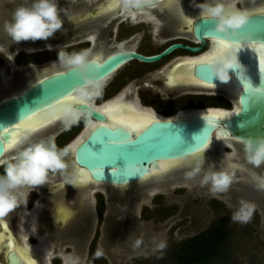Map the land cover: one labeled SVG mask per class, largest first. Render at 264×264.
<instances>
[{
  "label": "flooded vegetation",
  "instance_id": "obj_1",
  "mask_svg": "<svg viewBox=\"0 0 264 264\" xmlns=\"http://www.w3.org/2000/svg\"><path fill=\"white\" fill-rule=\"evenodd\" d=\"M112 1L57 0L62 20L59 30L47 39L14 42L5 31L4 24L11 22L17 7L31 6L34 0H0V47L14 57L10 61L5 52H0V100L4 99L3 94L18 91L23 84L31 82L34 74L31 79L22 81V76L28 72L47 67H51L52 71L60 69L63 64L59 59L61 51L72 55L89 50L87 60L102 61L119 51L156 54L172 43L181 42L202 46V49L191 51L178 48L153 62L137 57L123 62L108 77L96 82L99 83L100 94L91 97L95 98L92 106L98 108L116 101L118 119L129 116L136 120L142 119L144 123L132 126L117 120L114 125L110 122V112L98 109L106 114L107 123L128 127L131 132L144 128L156 117H190L195 114L192 110L209 107L232 109L231 98L221 90L201 84L195 75V63H189L200 60L199 57L213 50L216 45V41L211 38L202 43L191 30L194 20L201 13L197 17L181 15V0H157L153 6L139 9L133 8L127 0H120L117 7L109 8ZM216 1L220 0H182L187 9L195 8L196 5L199 8L205 4L213 6ZM7 78L13 79V82L8 83ZM96 83L84 88L91 91L89 87ZM67 103L72 106V112L80 113L76 122H71L69 113H62L63 116H58L30 134L25 143L13 146L11 150L8 147L6 155L14 156L4 161L12 160L19 151L31 144L54 139L58 149L68 147L69 152L64 160L69 167L70 147L74 148L75 143L80 142H76V139L85 137L90 129L101 122L75 108L76 102L70 98ZM130 108L133 111H128ZM72 143L74 145L71 146ZM230 145L225 146L226 150L239 155L235 157L236 161L250 164L242 148ZM5 167L6 164L0 165V176L5 175ZM67 168L50 172L48 181L30 191L27 188L14 190L17 194L27 192V197L24 200L18 195V206L8 216L0 218V264H33L27 263L25 256L34 258L37 264H84L88 260L149 264L161 262V257H169L171 264H177L173 255L176 249L187 239L208 229L217 219L229 216L222 215L201 232L168 246L163 241V224L153 223L154 220H164L174 214L175 209L158 206L161 203L159 197H162L159 195H164L165 188L155 193L150 192L154 188L152 186L159 184L136 188L131 184L98 186L93 183L87 188L78 176L73 177L71 172H65ZM59 183L64 186L56 188ZM228 191L233 192L235 200L239 196H248L244 195L242 189L229 187L225 192ZM152 202L156 204L154 208L150 206ZM161 242L166 245L163 249L159 248ZM155 252H159L158 255Z\"/></svg>",
  "mask_w": 264,
  "mask_h": 264
},
{
  "label": "water",
  "instance_id": "obj_2",
  "mask_svg": "<svg viewBox=\"0 0 264 264\" xmlns=\"http://www.w3.org/2000/svg\"><path fill=\"white\" fill-rule=\"evenodd\" d=\"M127 1L131 2L135 9L153 6L157 2V0ZM245 2L243 8H251L262 3V1L248 2L249 4ZM218 23V18L202 15L194 20L191 30L202 43L207 38H211L217 41L224 40L234 45L264 46V11L249 13L246 23L235 31L232 29H228L226 32L220 31L217 28ZM178 48L199 51L202 46L175 42L167 46L162 52L151 55L136 51H119L102 61L88 60V67L83 71L61 67L43 75L34 76L32 82L25 84L19 93L0 100V160L5 157L12 134L18 130L22 121L54 106L84 87L105 79L120 64L131 58L137 57L146 62H153ZM262 48L263 51L259 55L261 59L264 58V47ZM232 52L236 57L238 66L229 70L227 81L219 79L215 73L216 66L213 64L209 66L208 76H204L199 70L201 65L195 64V75L201 84L210 85L218 91L221 90L220 86L225 84L232 87L233 90L226 94L231 98L233 106L234 104L238 105V109L229 116L204 112L207 109L229 110V108L209 107L194 110L199 112L190 117L156 118L144 128L131 132L126 127H116L107 123L106 114L91 104L87 102L74 103L75 108L93 116L101 123L88 131L84 139L75 146L73 154L70 152L71 165L65 172H72L76 163L77 167L92 179L87 188L93 183L127 186L136 182L141 185L136 186L135 184L133 186L140 188L144 185L158 184L156 178H150L147 175L152 174L153 170H159L160 161L188 158L205 149L219 155V158H224L226 156L220 150V145L224 140L229 141L234 148H242L243 153H245L242 141L248 138L256 140L258 137H264V62L257 59L246 47L240 46L238 49L233 47ZM115 60L120 62L105 74L104 67L113 64ZM246 84L254 90L251 95L246 91ZM241 124L244 127H241ZM207 133V140L197 151L196 147L200 146V143L196 138L203 137ZM216 133H219L222 139L214 140L213 137ZM111 139H126L129 143L123 144L120 148H113L108 145ZM101 145H105V149L100 154L99 159L90 157L89 153L99 150ZM211 145L212 147L209 148ZM116 153L122 154L128 160V171H121L124 166L122 159L112 160ZM232 159V166L236 167L230 170L223 169L221 166H216L217 163H213L211 166H199V172H195L197 167H194L191 172H195L193 177L219 170L233 173L244 172L248 177V181L241 183L244 195L257 198L264 206V191L257 190L254 179L257 176H264V163L257 168L246 161L241 162L236 161L235 158ZM132 165H134L135 171H131ZM98 168L102 169L97 171ZM113 168L115 171L112 170ZM79 174L82 175L83 173L79 172ZM70 175L74 177L73 173ZM182 176L184 177V174ZM61 186L64 184L59 183L56 188Z\"/></svg>",
  "mask_w": 264,
  "mask_h": 264
},
{
  "label": "clouds",
  "instance_id": "obj_3",
  "mask_svg": "<svg viewBox=\"0 0 264 264\" xmlns=\"http://www.w3.org/2000/svg\"><path fill=\"white\" fill-rule=\"evenodd\" d=\"M202 14L219 19L218 30L235 31L244 25L249 17L246 10H233L225 14V7L221 3L215 6L202 5ZM62 26V20L59 15L57 0H34L31 6L21 5L17 7L13 14L11 22H5L4 29L14 42L26 40L47 39ZM220 43V42H218ZM0 52H5L7 59H14L12 54L6 52L0 47ZM89 50L80 53L66 55L63 51L59 53L60 61L69 68L76 70H85L88 67L87 57ZM215 67V73L221 81L229 79V70L238 66L234 54L229 53L221 59H216L212 63ZM92 83V82H89ZM95 90L89 91L84 88L81 96L91 98L100 93L99 83L94 86ZM71 116V122L79 119L80 113L72 112L71 109L65 110ZM241 127H244L241 124ZM247 160L255 167H260L264 163V137H258L256 140L248 138L242 141ZM68 147L58 149L54 139L48 142L40 141L34 143L19 151L10 161L0 160V164H6L5 175L0 176V218L8 216L19 204L18 195L26 200L27 192L21 191L18 194L16 189L27 188L29 191L39 185H43L49 179V173L64 170L68 167L64 157L68 154ZM199 166L195 172H199ZM195 172L188 173L189 176L195 175ZM234 173L226 171L209 172L203 177V184H210L212 194L225 192L233 183ZM258 191H264V176L254 177ZM254 205L241 201L240 208L233 214V220L240 223H247L251 219ZM161 242L160 249L165 247Z\"/></svg>",
  "mask_w": 264,
  "mask_h": 264
},
{
  "label": "rangeland",
  "instance_id": "obj_4",
  "mask_svg": "<svg viewBox=\"0 0 264 264\" xmlns=\"http://www.w3.org/2000/svg\"><path fill=\"white\" fill-rule=\"evenodd\" d=\"M256 1L259 0H255L254 2L253 0H247L246 2L255 3ZM261 1L264 3V0ZM220 3H223V1ZM243 4V0H237L239 8H243ZM200 8L202 9V7ZM144 18L150 19L151 17L144 16ZM7 79L9 83L13 81L11 78ZM226 153L232 158L239 157L235 152L227 151ZM191 171L175 172L179 175L177 178H171L174 179L171 182H169L170 178L166 179L167 182L164 179L160 183L158 182L159 185H153L152 187L154 188L150 191L151 193H155V190L157 192L165 188L163 190L164 195H159L162 197H159L161 198V203L158 206L159 208L162 206L169 209L172 208V210L175 209L173 211L174 214L169 215L166 219L153 221V223L163 224V241L166 245H176L183 239L201 232L220 216L229 215L231 217V233L226 245L227 257L216 264H264V206L257 198L252 196H245L244 198L239 196V199L235 200L232 191L218 192L213 195L211 185L202 183L203 177L206 174L198 177L185 174ZM226 172L233 173L230 171ZM183 174L184 177L182 176ZM234 174L233 183L230 187L232 189H242L241 183L248 181L247 174L244 172H235ZM180 177L183 178L179 179ZM162 183L166 184L164 185L165 187L162 186ZM241 201H247L254 205L251 219L247 223H240L234 221L232 218L233 214L240 208ZM150 206L154 208L156 204L152 202ZM158 253L155 252L154 254L158 255ZM161 259H163L161 262H151L149 264H171L169 257H161ZM84 264L116 263L88 260Z\"/></svg>",
  "mask_w": 264,
  "mask_h": 264
},
{
  "label": "bare ground",
  "instance_id": "obj_5",
  "mask_svg": "<svg viewBox=\"0 0 264 264\" xmlns=\"http://www.w3.org/2000/svg\"><path fill=\"white\" fill-rule=\"evenodd\" d=\"M177 2L179 1V0H176ZM223 0H220V1H216V4L217 3H220V2H222ZM225 1H227V0H224L223 1V3H221V4H223L224 5V7H225V14H228V13H230L231 11H233V10H246V11H248L249 13H251V12H253V11H264V3L262 2L261 4H259V6H254V7H251V8H239L238 6H237V0H231L230 2H226L225 3ZM229 1V0H228ZM120 2V0H113L112 1V3H110L111 5L109 6V8L111 7V8H115V7H117L118 6V3ZM164 2V1H163ZM166 2V1H165ZM176 2V3H177ZM205 4V3H204ZM216 4H212L213 6H215ZM206 5V4H205ZM202 6V5H201ZM200 6V7H201ZM164 7V6H163ZM192 7V6H191ZM129 10H130V8H128ZM180 10H179V12L181 13V15L182 14H184V15H189V17H193V16H191V15H194V16H198L200 13V16H202L203 14H202V11H203V9H201V8H199V6H195V8H186V6L184 5V3L182 2V0H181V2H180V8H179ZM131 12V11H130ZM169 12V11H168ZM111 13V12H110ZM191 19V18H190ZM186 21V20H185ZM184 22V21H183ZM186 22H188V21H186ZM185 22V23H186ZM188 24H190L189 22H188ZM184 25V24H183ZM191 32V31H190ZM216 41V45L214 46V49L213 50H210V52H208L207 54L205 53V54H203L201 57H199L200 58V60H201V58H204V57H208V56H213V54H216V53H218L219 51H220V49H221V45H220V43H218V42H220V41H217V40H215ZM230 45H234V44H231V43H229ZM236 45V44H235ZM240 46H242V47H246V48H248L249 49V51L257 58V59H259V60H261V61H263L264 62V58L263 59H261L260 58V56L259 55H261V53H262V51H263V48L261 47V46H259V45H240ZM212 49V48H211ZM232 49H233V47L232 48H229V49H227V50H225L224 51V53H223V55H224V57L226 56V55H228L229 53H233L232 52ZM209 51V50H208ZM214 60H216V59H214ZM190 63V62H189ZM60 65V64H59ZM58 65V66H59ZM62 67L64 66L63 64L61 65ZM188 69H190V68H188ZM48 71H52L51 70V67H47V68H41V69H38V70H33V71H30V72H28L27 74H25V75H23L22 77H23V79H22V81L24 80V79H26L27 80V78H30L31 79V76L34 74L36 77L37 76H40V75H43V74H45V73H47ZM36 73V74H35ZM32 77H34V76H32ZM10 79V78H9ZM34 79V78H33ZM4 80V79H3ZM28 81H30V80H28ZM27 81V82H28ZM8 82V81H7ZM13 82V81H12ZM32 82V81H31ZM31 82H29V83H31ZM9 83V82H8ZM12 85V84H11ZM1 86V85H0ZM23 86H24V84H23ZM94 86L95 85H92L91 87H89V89L91 90V91H93V90H95V88H94ZM220 88H221V91L220 92H222V93H224V94H226V93H228V92H231L233 89H232V87H230L228 84H225V85H222V86H220ZM14 90V89H13ZM22 90V88L20 89V90H18V91H14V92H12V93H7V94H3V98H7V97H9V96H11V95H14V94H17V93H19L20 91ZM80 92V91H79ZM79 92H77V93H75L74 95H71V96H69V97H67V98H65V99H63L62 101H60L59 103H57V104H55L54 106H52V107H49L48 109H46V110H44V111H42V112H40V113H37L36 115H34L33 117H31V118H29V119H27V120H25V121H22L20 124H19V128H18V130L16 131V132H14V135L12 136V140H11V142L9 143V146L7 145V147H9V149L11 150V148L13 147V146H17V145H19L20 143H25V141L27 140V138L30 136V134H32L33 132H35L36 130H38L39 128H41V127H43V126H45V125H48V123H50L52 120L54 121L55 120V118H57L58 116H60V115H62L63 116V114L62 113H66L67 114V112L65 111L66 109H71V110H73V108H72V106L71 105H68V103H67V101H69V98H75V100H71L72 102H76V101H86V102H90L91 103V105H94V99L95 98H90V99H88V98H85V97H83V96H81V94H78ZM227 96H229L228 94H226ZM137 105V104H136ZM118 106V105H117ZM116 101L115 102H113L112 104H108V105H103L102 107H98L99 109H101V110H104V111H106L107 112V110L110 112V115H109V117H110V122L112 123V124H116V121L118 120V121H123V123H125V124H127V125H129V124H131L132 126H135V125H142L143 123H144V121L142 120V119H135V118H130L129 116H126L125 118H120V119H113V117H116ZM123 106V105H122ZM130 109H132V108H130ZM238 109V105H236V104H234V106L232 107V109H230L229 108V110H223V109H207V110H204V112H211V113H215V114H218V115H223V116H229V115H231L233 112H235L236 110ZM124 110H126V109H124ZM123 110V111H124ZM129 111V110H128ZM185 111V110H184ZM187 111V110H186ZM194 111V110H193ZM76 112V111H75ZM125 112V111H124ZM195 113H198L199 111H194ZM202 112V111H201ZM128 113V112H127ZM138 113V112H137ZM191 113V112H190ZM153 114V113H152ZM68 115V114H67ZM184 115H185V113H184ZM175 116V115H174ZM188 115H186V117H187ZM191 116V115H190ZM156 118H161V117H156ZM173 118H175V117H173ZM120 121V122H121ZM93 127V126H92ZM91 128V127H90ZM128 128V127H127ZM43 129V128H42ZM53 133V132H52ZM82 136V135H81ZM221 135L219 134V133H216L215 135H214V137H213V139L214 140H217L218 138H220V139H222V137H220ZM81 138V139H80ZM83 136L82 137H79L78 139H76L75 141L76 142H78L79 140L81 141V140H83ZM29 139V138H28ZM75 141H73V143L75 142ZM71 144V146L72 145H74V144ZM76 145L78 144V143H75ZM230 145V143H229V141H226V140H224L222 143H221V145H220V150L222 151V154L224 155V156H226V157H224V158H219V155H217V154H213L212 152H209V150H207V149H205L204 151H201V152H199V153H195V154H193V155H191V156H189L188 158H180V159H173V160H165V161H160V167H159V170H153L152 171V174L150 175H147L148 177H150V178H156L157 180H158V182L160 183V181H162V180H164L165 179V181L167 182V180L166 179H168V178H173V177H176L177 178V176H179V175H177L175 172H179V171H188V170H192L194 167H198V166H211L213 163H217V165L216 166H221L223 169H226V170H230V169H233V168H235V167H233L232 166V163H231V161H233V159H232V157L231 156H229V154L228 153H226L227 152V150H226V145ZM75 145V146H76ZM230 146H232V145H230ZM212 147V145L209 147V148H211ZM75 148V147H74ZM74 148H71V150H70V152H71V154H73V152H74ZM9 150V151H10ZM14 150V149H13ZM207 150V151H206ZM12 156H14V155H6L4 158H3V160H6L7 158H10V157H12ZM73 157V156H72ZM74 159V158H73ZM205 163H207V164H205ZM75 168L73 169V171L71 172V174L73 173V175H76V176H78L79 178L78 179H80L81 180V182H82V180L84 181V183L88 186L91 182H92V179L90 178V176L87 174V173H85L84 171H81L78 167H77V165H76V163H75ZM239 167V166H238ZM223 171V170H222ZM79 172H82L83 174L82 175H80L79 174ZM188 172H186L185 174H187ZM167 177V178H166ZM186 178V177H185ZM148 179V178H147ZM79 180V181H80ZM178 180V179H177ZM176 181V180H175ZM158 183V184H159ZM136 184V186H138L139 184L136 182L135 183ZM134 183H132L131 184V186L132 185H135ZM164 184V183H163ZM141 185V184H140ZM98 186H99V184H98ZM129 186V185H128ZM155 192H156V190H155ZM55 224V223H54ZM66 226V225H65ZM64 226V227H65ZM41 245V244H40ZM41 246H43V245H41ZM34 259V258H33ZM33 259H31L29 256H25V261L27 262V263H33V264H37V262H35Z\"/></svg>",
  "mask_w": 264,
  "mask_h": 264
},
{
  "label": "trees",
  "instance_id": "obj_6",
  "mask_svg": "<svg viewBox=\"0 0 264 264\" xmlns=\"http://www.w3.org/2000/svg\"><path fill=\"white\" fill-rule=\"evenodd\" d=\"M231 217L214 221L208 229L187 239L173 252L177 264H215L226 259Z\"/></svg>",
  "mask_w": 264,
  "mask_h": 264
},
{
  "label": "snow or ice",
  "instance_id": "obj_7",
  "mask_svg": "<svg viewBox=\"0 0 264 264\" xmlns=\"http://www.w3.org/2000/svg\"><path fill=\"white\" fill-rule=\"evenodd\" d=\"M220 45H221V49L218 53L216 54H213V56H208V57H204V58H201V60H198V61H192L190 63H195V64H198V65H201L202 67L199 68V70L202 72V74L204 76H208L209 75V72H208V69H209V66L212 64V61L214 59H221L224 57L223 53L225 50L229 49V48H232V47H235V48H239L240 45L237 44V45H230L229 43H227L226 41L224 40H221L220 41ZM264 47V46H262ZM120 61L119 60H115V62L113 64H110V65H106L103 69L104 73L106 74L108 71H111L113 67L116 66V64H118ZM211 75V73H210ZM246 87V91L251 95L254 90L249 86V85H245ZM71 100H75V98H70ZM77 103H80L82 104L83 101H76ZM121 107H124V106H121ZM129 111H133L131 109H129ZM222 115V114H221ZM113 119H117V117H113ZM123 122V121H122ZM126 132V130H125ZM208 138V133L203 136V137H199V138H196L199 143H200V146L196 147L197 151L199 150V148L201 146L204 145L205 141L207 140ZM126 143H129L128 140L126 139H111L108 143V145H111L113 148H120L123 144H126ZM102 147L99 149V150H96L95 152H90L89 153V156L90 157H93L95 159H99L100 157V154L104 151L105 149V145H101ZM123 160L124 161V166L123 168H121V171H128L129 170V162L128 160L120 153H116L113 155L112 157V160L113 161H118V160ZM138 163V162H137ZM102 168H98L97 171H100ZM113 171H115V168L112 169ZM131 171H135V167L134 165L131 166Z\"/></svg>",
  "mask_w": 264,
  "mask_h": 264
}]
</instances>
